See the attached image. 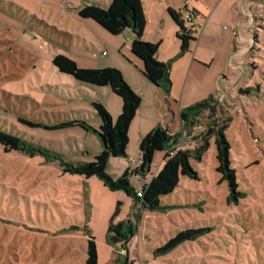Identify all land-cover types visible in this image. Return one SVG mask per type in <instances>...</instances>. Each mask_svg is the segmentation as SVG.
Wrapping results in <instances>:
<instances>
[{"label": "rangeland", "instance_id": "obj_1", "mask_svg": "<svg viewBox=\"0 0 264 264\" xmlns=\"http://www.w3.org/2000/svg\"><path fill=\"white\" fill-rule=\"evenodd\" d=\"M110 2L0 0V264H86L89 232L97 243L98 264H122L126 256L133 260L129 264H264V0L142 1V38L160 42L158 56L165 62L181 48L168 7L183 17L187 6L196 39L172 62L171 93L152 84L159 101L150 105L151 94L146 95L140 112L182 132L178 148L193 152L205 138L209 142L202 161L191 159L200 179L182 175L177 188L161 197V209L140 208L125 190L109 189L98 176L64 172L59 159L19 150L18 143H27L74 164L92 161L102 151L94 130L54 126L82 120L99 129L93 102L111 113L122 98L109 86L61 72L53 58L62 53L81 67L121 72L142 68L127 45L131 30L112 34L78 13L84 4L108 8ZM206 99L216 104V112L201 111L185 128L181 109ZM224 123L232 165L247 193L236 204L226 201L229 189L220 182L215 136L209 133ZM135 129L126 155L108 160L106 170L114 178L140 163ZM163 156L164 151L156 152L147 177L131 175L139 195ZM118 202L113 223L130 219L137 230L127 250L107 238ZM188 228L210 229L155 252Z\"/></svg>", "mask_w": 264, "mask_h": 264}, {"label": "trees", "instance_id": "obj_2", "mask_svg": "<svg viewBox=\"0 0 264 264\" xmlns=\"http://www.w3.org/2000/svg\"><path fill=\"white\" fill-rule=\"evenodd\" d=\"M186 9L187 6L185 7ZM168 12L179 27L177 37L181 41V48L179 54L165 62L157 58L160 42H147L142 38L145 13L141 0H111L108 8H102L96 4H84L78 11L81 17L92 18L112 34H121L126 30H131L134 36L131 43L132 53L143 61L142 72L145 77L158 86L165 95L171 93L172 79L170 70L172 62L189 51L191 41L196 39L192 27L183 20L181 11L169 7ZM53 64L61 72L70 74L79 81L96 86H109L112 92L122 98V110L117 118H113L112 114L101 102L94 101L93 105L101 118L99 129H93L82 120L65 122L54 126V128H61L79 125L86 130H94L101 140L103 149L92 161L70 163L64 161L58 153L50 152L42 147H32L27 143H18L19 150L30 152L31 155L39 152L49 156L50 159H59L61 164L64 165V172L80 174L85 178L98 176L109 189L125 190L133 198L134 203L140 204V208L144 209H161V197L172 193L177 188L182 175L192 179H200L199 172L193 166L191 159L194 158L196 161L203 160V156L209 146L208 138H205L204 144L195 148L193 152L189 149L178 148L177 145L182 132L172 133L163 123H158L141 139L139 144L141 151L140 163L135 168L127 167L118 178L111 176L106 170L108 160L110 157L126 155V148L130 140L129 129L140 107L141 96L134 91L125 80L123 73L116 67H81L74 59L62 53L54 56ZM215 105L210 102V99H206L191 105L186 110L181 109L179 114L183 126L186 128L190 117L196 116L203 110H210L214 114L216 112ZM226 128V123L217 125V129L209 128V133L215 136L216 157L218 160L216 170L221 174L220 182L226 181L229 189L226 201L230 204H236L240 202L241 198H245L247 193L240 188L236 168L232 165L231 143L226 135ZM158 151H164L162 164L143 187V191L139 195L137 190L131 185V175L134 174L142 178L147 177L151 173V165ZM119 207L120 202H118L111 218L107 238L109 243L115 248L118 245L127 250L128 243L137 234V230L130 219L120 220L116 224L113 223L119 213ZM209 229L188 228L180 230L165 244L158 247L155 252L157 254L167 252L185 240L197 239L199 235L203 234L204 230ZM98 263L97 243L95 237L89 232L86 264ZM129 263H133V260L126 256V260L122 264Z\"/></svg>", "mask_w": 264, "mask_h": 264}, {"label": "crops", "instance_id": "obj_3", "mask_svg": "<svg viewBox=\"0 0 264 264\" xmlns=\"http://www.w3.org/2000/svg\"><path fill=\"white\" fill-rule=\"evenodd\" d=\"M141 1H144V0H141ZM169 8V7H168ZM177 30L178 28L176 27L175 31H176V35H177ZM126 32V31H125ZM130 33V31H129ZM132 34V33H131ZM133 34L130 35V40H128V47L130 48L131 50V43H132V40H133ZM145 38V37H144ZM146 39V38H145ZM179 40V39H178ZM150 41V40H148ZM164 41V40H162ZM178 49V47L176 48ZM175 52L174 53H177L178 50H174ZM136 56V55H135ZM139 58V57H138ZM157 58L161 61H165L166 58H160L158 56V53H157ZM134 63V62H133ZM137 65V64H136ZM136 68V69H135ZM134 68V70H132L130 67L127 68H120L122 69V72H123V75H124V78L126 79V81L130 84V86L141 96L142 98V101H141V104H140V107L137 111V114H136V117L135 119L133 120L131 126H130V129H129V134H130V130L133 126L136 127V135H137V143L140 144V141L141 139L154 127L156 126L159 122H157V120L154 119V115H150V116H145L143 115L140 110L143 106V103L145 102V98H146V95H150V105L154 104L156 105L158 103V99H159V90H155L154 87H153V83L147 79V77H145V75L143 74L142 72V68L141 66H136ZM130 77V78H128ZM132 81V82H131ZM153 84V85H152ZM136 85V86H135ZM159 89V88H158ZM155 90V92H154ZM122 110V99L120 100V104L119 103H116L115 104V107H114V110L113 112L111 111L112 113V116L113 118H117L118 115L120 114ZM139 112V113H138ZM139 114V115H138ZM165 125V124H164ZM167 126V125H166ZM168 127V126H167ZM168 129L170 130V128L168 127ZM172 133L173 132H177V131H174V130H170ZM130 142V140H129ZM140 161V159H139ZM132 168V167H131Z\"/></svg>", "mask_w": 264, "mask_h": 264}, {"label": "built area", "instance_id": "obj_4", "mask_svg": "<svg viewBox=\"0 0 264 264\" xmlns=\"http://www.w3.org/2000/svg\"><path fill=\"white\" fill-rule=\"evenodd\" d=\"M186 1L188 2L189 0ZM185 11L186 13L183 15V20L188 25L190 22H192L194 14H192V12L188 10V8Z\"/></svg>", "mask_w": 264, "mask_h": 264}]
</instances>
